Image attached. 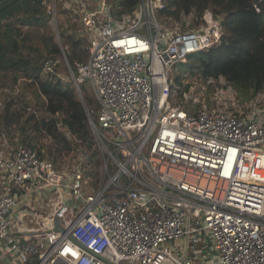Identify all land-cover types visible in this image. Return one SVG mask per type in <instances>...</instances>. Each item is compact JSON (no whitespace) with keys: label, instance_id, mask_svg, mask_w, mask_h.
Segmentation results:
<instances>
[{"label":"built area","instance_id":"2783aa9c","mask_svg":"<svg viewBox=\"0 0 264 264\" xmlns=\"http://www.w3.org/2000/svg\"><path fill=\"white\" fill-rule=\"evenodd\" d=\"M55 2L47 4L54 23ZM66 3L88 35V58L66 63V78L79 97L85 78L95 90L85 110L100 181L94 188L80 167L58 169L0 131V242H14L10 210L19 195L11 189L42 188L54 206L48 246L39 237L15 242L20 261L264 264V109L185 105L170 86L175 65L219 45L220 21L205 9L201 26L181 31L159 22L163 0H142L119 17L104 0ZM56 63L46 60L44 70ZM203 80V90L214 82Z\"/></svg>","mask_w":264,"mask_h":264},{"label":"trees","instance_id":"16d2710c","mask_svg":"<svg viewBox=\"0 0 264 264\" xmlns=\"http://www.w3.org/2000/svg\"><path fill=\"white\" fill-rule=\"evenodd\" d=\"M51 1L0 0V131L12 146H27L55 167L77 158L84 176L96 188L102 155L93 140L84 103L66 78V63L73 68L88 58V35L78 21L75 5H67V0H56L53 23L47 9ZM104 1L119 17L142 0ZM163 3L159 22L170 29L201 26L205 9L221 27L217 47L173 67L170 86L175 96L182 98L185 89L181 81L187 78L186 73L223 76L238 91L252 96L264 91V0ZM46 60L57 62L52 71L44 70ZM248 82L252 83L250 91L240 87ZM84 98L87 106L94 102L93 97Z\"/></svg>","mask_w":264,"mask_h":264},{"label":"rangeland","instance_id":"374dc122","mask_svg":"<svg viewBox=\"0 0 264 264\" xmlns=\"http://www.w3.org/2000/svg\"><path fill=\"white\" fill-rule=\"evenodd\" d=\"M66 73L68 74V72ZM185 75L187 76V78L181 81L182 86L185 89L182 98H179L178 96L175 97L178 102L187 105L191 103H196L197 100L199 101L201 99L203 100V102L205 101L209 102L210 104H218L219 106H225L234 112L256 113V115L258 116H260L263 112L264 107L260 106L264 105V91L262 89L258 90L255 96H252L250 93L238 91L223 76L205 77L201 74H190V76H188L187 73ZM206 78H212L214 82L211 84L212 86H208V88L205 86V90H203L201 85L204 83L203 81H205L203 79ZM224 83L226 85H224ZM251 84V82H248L243 84L245 87L242 86V84L241 86H239L250 91L252 88ZM81 91L83 98L86 95L94 98V102L89 105L94 106L96 104V94L92 82L88 78L83 79V81L81 82ZM215 93L221 95V101H215ZM262 119H264V114H262ZM73 166L80 167V162L77 160V158L72 159L69 163L63 164L60 167H56L58 169H72ZM33 220H36L34 222L36 225V230L42 233L40 229L43 224L48 223V220H41L39 219V217H34ZM166 264L171 263L168 261V263Z\"/></svg>","mask_w":264,"mask_h":264},{"label":"crops","instance_id":"0c3cea01","mask_svg":"<svg viewBox=\"0 0 264 264\" xmlns=\"http://www.w3.org/2000/svg\"><path fill=\"white\" fill-rule=\"evenodd\" d=\"M1 178V177H0ZM30 192L22 195L14 188L11 189L13 193H17L19 198L16 200L15 205L10 210L11 225L9 227V234L13 243L0 242V264H36L38 258L35 255L27 257L25 261H20L17 257V251L13 247L15 242L18 241L22 245L25 237L37 238L42 241V247L48 246L47 234L49 230L47 226L53 217L54 206L49 202L47 189L37 188L30 189ZM3 191L0 185V192ZM52 205V206H51ZM34 217H39L41 220H48V223L43 224L41 227L42 233L36 230ZM16 245V244H15ZM42 247H40L42 249ZM4 248L5 250H2Z\"/></svg>","mask_w":264,"mask_h":264},{"label":"water","instance_id":"95a60500","mask_svg":"<svg viewBox=\"0 0 264 264\" xmlns=\"http://www.w3.org/2000/svg\"><path fill=\"white\" fill-rule=\"evenodd\" d=\"M80 98H81L82 102L84 103V101H83V99H82L81 96H80ZM84 106H85V104H84ZM53 230H55V231L60 230V227H59V223H58V219H57V217L54 218V228H53ZM204 238L207 240L208 245L211 246L212 242H211V240L209 239V237H208V236H204Z\"/></svg>","mask_w":264,"mask_h":264},{"label":"clouds","instance_id":"9594fccd","mask_svg":"<svg viewBox=\"0 0 264 264\" xmlns=\"http://www.w3.org/2000/svg\"><path fill=\"white\" fill-rule=\"evenodd\" d=\"M82 92V91H81ZM78 94V93H77ZM79 96V95H78ZM83 97V96H82ZM80 98V97H79ZM81 99V98H80ZM83 101H84V98H83ZM84 104H85V101H84ZM86 105V104H85Z\"/></svg>","mask_w":264,"mask_h":264}]
</instances>
